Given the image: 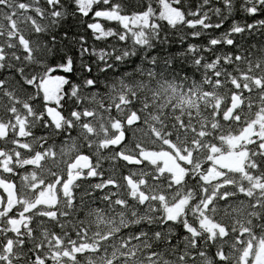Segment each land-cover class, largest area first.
Segmentation results:
<instances>
[{
	"label": "trees",
	"instance_id": "trees-1",
	"mask_svg": "<svg viewBox=\"0 0 264 264\" xmlns=\"http://www.w3.org/2000/svg\"><path fill=\"white\" fill-rule=\"evenodd\" d=\"M92 2L95 3V0H92ZM118 2L125 6L124 11L127 13L141 12L146 5L148 10L144 16L147 17V23H136V27L133 30L138 33L147 32L148 38L155 43V29L148 26V21L159 23L163 29L159 39L161 44H163L165 40L164 33L168 34L166 39L170 51L181 48L186 43L203 44L208 36H216L214 30L208 31L199 25L196 28H188L184 22H181L182 18L185 22L187 19H192L195 22L197 17L190 15L189 10L195 9L199 5L201 15L210 18V20L205 21L207 23L215 24L224 21L225 27H229L234 26L232 21H236L238 25L245 26V32L236 37V39L243 42L245 37H247V42L243 44V47L246 52L251 51V57L241 59V61L233 65L231 76L223 74L224 80L219 87L211 89V96H201L197 92L199 99L193 97L191 102L184 107L177 104L176 108L179 111L163 113L162 122L155 124V132L152 130L153 122L151 120L140 128H128L129 138L119 151L139 158L141 165L136 167L127 166L118 159L115 149L110 148L100 151L97 148V144L100 140L107 141L111 139L113 128L118 129L119 127V125L113 124V121L125 119L130 111L129 108L126 105L116 108L115 105L118 103L116 99L117 93L106 89L99 83L97 84L98 91L93 92L86 89L80 81H77L80 87L76 95H65L63 90L65 82L63 79L55 75H48L44 67L37 66L36 60H33L31 64L27 63L21 52L22 44L19 42V38L23 37L24 40L31 42L34 56L39 57L42 55V53L36 52V45L41 39H47L46 36H43V28L49 25L51 10L48 8L46 0H5L6 6L0 5V46H3L4 53V60L0 61V63L3 64L4 71L8 73L5 76L6 88L13 95L10 97L0 91V121L4 122L0 125V128L11 134L3 142L2 147L15 160V164L28 163L24 158L28 153L23 151L20 145L27 144L35 150L36 141L25 139V128L31 127V124L34 123L30 119L33 110H46L53 121L59 122L60 112L58 109H61L65 116H68L69 111L77 107V102L79 101L78 107L80 109H88L94 113L89 120L95 131V135L90 138L93 148L88 149L85 147V151L93 153L94 159H99L100 171L103 172L104 176L117 181L119 187L115 189V192L121 198H126L129 190L125 180L121 177L127 175L132 180L141 178L144 174L142 158H144L145 153L148 152L154 155L181 154L187 148L188 152L183 156L191 158L190 165L186 167L190 177H202L201 175L212 173V169L218 172V177L214 179L207 178L209 182L204 183V180L201 181L200 179L189 178L185 180L184 175L181 179L183 183H178L175 187L169 186L166 175L158 183L150 181L155 189L149 187L148 192L150 196L157 198L154 201L150 200V203L144 209H140V206L135 203L125 209V211L137 209L138 215L141 212L147 213L152 217L150 221L152 228L162 229L158 244L151 236L144 243L151 242L154 250L162 249L168 264H264V208L259 206L264 204V180L259 179L264 177V150L261 147L260 139L255 136L244 139L237 148L232 149L229 146L231 139L239 136L246 127L254 124L261 114L264 113V87L259 86L261 82H264V53L261 52V48L264 46V26L259 24V21L264 20V5L259 6L260 11L255 16H250L248 15V8L256 7L257 0H231L232 7L227 12L223 10V5L219 3V0H118ZM162 5L170 6L178 13L179 17L170 21L163 18L160 13ZM217 6L221 8L219 15L215 11ZM40 12L43 13V18L40 17ZM135 18L140 20L142 17ZM165 21H167V25ZM254 21L256 22L255 26L249 32L246 25ZM83 23V19L79 17L77 20L69 21L70 26L77 28L78 34L82 33L86 37L90 50L95 45L97 49V64L99 63V58L103 57L113 64L116 69L115 74H118L123 69L116 65L112 59L114 54H119V52L114 53L113 50L120 49L122 51L125 46L130 47L131 45H122L115 38L93 41L88 32L83 29ZM168 25H175V27L172 28ZM129 27L132 28L133 25L129 24ZM37 28L41 30L40 35H37ZM194 31L202 33L199 41L191 39L190 33ZM252 42H255L257 47L250 50L248 49V44ZM9 44L12 47H9ZM66 50L72 51L75 57L73 49L68 48ZM105 52H107L106 56ZM246 52L242 53V55H246ZM16 55H20L21 59L16 60ZM92 60L93 57L91 55L78 60V68L80 64ZM257 64L259 65L258 67ZM21 66H23V76L31 77L35 75L36 77V82L30 88L24 86L21 76L17 75L16 69ZM75 75L79 76V71ZM107 78V74H96L98 81L107 80ZM229 80H236L240 85L235 95L241 98V106L229 120H225L224 113L229 106L234 91V85L228 83ZM43 86L50 88L52 93L47 95L43 90ZM245 86L251 91H246ZM177 95H179L178 92ZM44 101L49 102L47 108L44 106ZM28 104L32 105L31 109L27 107ZM110 107L111 111L109 110ZM10 108H14L11 114L9 112ZM217 111L221 113L220 116L215 115ZM237 115L239 116L238 121L236 119ZM26 117H29L27 124L25 123ZM141 118L142 120L145 119L143 110H141ZM180 120L184 121L183 125L180 124ZM77 127H79L78 124ZM105 129H108L107 134H105ZM36 130L40 131L39 128ZM47 131L50 141L59 144L60 140L63 139V136L57 137L51 129ZM201 131L206 133V135H197ZM168 132H171L174 138L172 144L166 143L169 139L167 136ZM156 134L159 135L157 136ZM17 137L21 138L20 145L16 144ZM194 141L196 143H193ZM79 143H85V141L82 139ZM10 148L12 149L10 150ZM15 150L20 151L19 159L14 155L16 154ZM232 151L241 152L244 155L240 168L223 170L212 163L214 156L217 157ZM65 160L66 157H60L59 154L57 162L46 160L42 168L38 170L39 175L37 178H43L47 182L52 179L51 173L53 171L57 175L61 174L65 169ZM10 163L9 160L4 165L0 164V167L6 169ZM33 163L35 162L33 161ZM209 167L211 168L210 170L208 169ZM197 170L200 171L201 175L197 173ZM29 183H32L31 176H29ZM87 183V181L81 183V194L87 190ZM241 189L250 193L251 198L241 197L240 195L232 196V193H238ZM48 190L49 188L42 192L39 190L33 191L28 184L17 183V191L23 198L24 208H31L34 204H40L41 208L34 209L31 213L27 211L24 213V215H31L33 218L31 221L33 228L31 234L23 227L24 224L29 223L23 216L20 220L11 222H5L0 219V258H3L5 264H44V257H50L51 264H57V261L61 260L63 250L55 247V241L50 239L52 232L55 231L60 235L61 240H67L70 238V234L80 227V221L73 213L70 219L59 220L58 222L64 226L56 228L52 221L36 215L37 211H51L50 208L44 207V205L54 203L56 194L53 193V190L48 193ZM225 191L229 192L230 203L234 210L230 213H225L220 208L221 202L214 199L213 205L215 207L208 208L206 212L208 219H204V207L200 201L206 200L213 195L218 197ZM161 193H163V198L159 199ZM42 195L45 196L44 201H40ZM99 196V192L95 194V197L85 196L83 206L88 208L93 203V199H95V204L104 208L108 214L105 219L121 211L116 209L115 205L109 208L108 203L100 200ZM180 200L185 202L177 215L180 216L181 221H184L183 210L186 209L187 222L190 225L191 234L176 241L175 245L170 246L165 241L167 233L173 229L171 226L160 224L159 219H157L160 211H152V207L155 204L158 210L163 209L166 212L171 205ZM193 201L196 203H193ZM257 202V208L252 209L251 205ZM16 203L18 202L15 200L14 204ZM12 205L7 206L5 211L11 208ZM64 207V199L61 196L58 210ZM113 209H115V213ZM197 209H199V213ZM212 220H215L216 223H212ZM84 222L90 236L97 231L104 233L110 230L105 224L98 222L91 215L84 216ZM194 224L197 226L192 228L191 226ZM220 225L223 227H219ZM9 228H19L20 234L14 235L9 232L5 236L4 233ZM225 228L228 230L226 235L224 233ZM176 231L179 232V229L177 228ZM65 233L68 235H65ZM21 238L24 240L23 247L20 246ZM196 239L199 240V244L194 249L193 240ZM5 241L10 242L5 246ZM67 247L68 245L65 243L63 248ZM213 249H215V256H220L221 250L223 251L222 261L218 262L215 259ZM144 250L146 251L147 249ZM201 250H203L205 255L201 256L199 254ZM57 252L61 253V256H57L55 254ZM33 254L40 256L41 259L32 260ZM181 255L184 259L179 258ZM141 259H143V256H141ZM62 264H70V262L62 261ZM97 264H102V258L97 260Z\"/></svg>",
	"mask_w": 264,
	"mask_h": 264
},
{
	"label": "snow or ice",
	"instance_id": "snow-or-ice-1",
	"mask_svg": "<svg viewBox=\"0 0 264 264\" xmlns=\"http://www.w3.org/2000/svg\"><path fill=\"white\" fill-rule=\"evenodd\" d=\"M46 3L51 10L49 25L43 28V36H46L47 39H41L36 45V52L42 53V55L39 57L34 56L31 42L21 37L19 42L22 44L21 52L24 60L29 64L36 60L37 66L44 67L48 75H55L63 79L65 82L63 86L65 95H76L80 87L77 81H80L86 89L93 92L98 91V83L106 89L116 92L118 103H116L115 107L120 108L121 105H126L130 111L125 119L113 121V124L119 125L118 129L113 128L110 140L98 141L97 148L100 151L110 148L115 149L116 156L126 160L129 164H138L140 160L137 157L128 158L123 152L119 151L129 138L128 128H140L151 120L153 122L152 130L155 132V124L162 122L163 113L179 111L176 105L179 104L184 107L191 102L193 97L199 99L197 92L201 96H211V89L219 87L224 80L223 74L231 76L233 65L237 64L241 59L251 57V51L246 52L243 47V44L247 42V37H245L243 42L236 39V37L245 32V26L238 25L236 21H232L234 26L229 27H225L224 21L215 24L207 23L205 21L210 20V18L201 15L199 5L195 9L189 10L190 15L197 17L195 22L192 19H187L185 22L183 18L181 22H184L188 28H196L199 25L208 31L214 30L216 36H208L203 44L186 43L183 47L170 51L166 39L168 34L164 33L165 40L163 44H161L159 39L163 32L159 23L148 21V26L155 29V43L148 38L147 32L138 33L133 30L136 27L135 17H143L145 15L148 10L146 5L141 12L127 13L124 11L125 6L119 3L118 0H95V3L92 0H46ZM219 3L223 5L225 12L232 7L231 0H219ZM0 5H5V0H0ZM260 5H264V0H257L256 7H249L248 15L255 16L260 11ZM215 11L219 15L221 8L217 6ZM39 15L43 18L42 12ZM78 17L83 19V29L88 32L93 41L115 38L122 45H131L130 47L125 46L122 51L120 49L113 50L114 53L119 52V54H114L112 59L116 65L123 69L122 71L115 74L116 69L113 64L103 57L99 58V63L97 64V49L95 45L90 50L86 37L82 33L78 34L77 28L69 25L70 20H77ZM129 23L133 25L132 28L129 27ZM255 23L254 21L246 25L249 32L252 31ZM165 24L167 25V21H165ZM259 24L264 26V20L259 21ZM168 26L175 27V25ZM36 32L37 35L41 34L39 28L36 29ZM57 33L59 34L58 36ZM201 35L200 31L190 33L193 41H199ZM58 45L59 47H57ZM8 46L12 47L11 44ZM256 47L255 42L248 44V49L250 50ZM68 48L75 51V57L72 51L66 50ZM245 52L246 55H242ZM261 52L264 53V46H262ZM89 55L93 57V60L80 64L78 68V60H82ZM106 55L107 52H105ZM15 59L20 60L21 56L16 55ZM3 60V46H0V61ZM16 71L17 75L21 76L24 86L30 88L36 82L35 75L31 77L22 75L23 66L17 68ZM77 71L80 73L79 76L75 75ZM97 73L107 74V80L98 81L96 79ZM7 74L4 71L3 64L0 63V91L11 97L13 93L8 92L6 88L5 76ZM228 83L234 85L233 95H235L236 90L240 87L238 81L229 80ZM259 86L264 87V82H261ZM245 90L251 91L246 86ZM177 92L179 95H177ZM43 103L45 108L49 106L48 101ZM78 104L79 101L77 102V107L69 111L68 116H65L61 109H58L60 112L59 122L53 121L46 110H33L30 119L34 123L31 124V127L25 128V139L36 141L35 150L27 144L20 145V137H17L16 140V144L20 145V148L28 153L24 157L28 163L15 164V160L10 156L9 160L11 163L9 166L6 169L0 167V180H3L5 184L12 185L13 195L18 202L5 211L8 203V193L4 191L3 187H0V214H2L0 219L5 222H11L20 220L23 216L24 219L29 221L23 227L31 234L33 231L31 223L33 218L31 215H24V213L25 211L31 213L34 209L41 208V205L34 204L31 208L25 209L23 198L17 191V183L28 184L33 191L39 190L42 192L46 188H52L53 193L56 194L55 202L51 205H44V207L50 208L51 211H37L36 215L52 221L56 228L64 226L58 222L59 220H68L73 216V213L80 221V227L76 228L67 240H61L60 235L55 231L52 232L50 239L55 241V247L63 250L62 256L59 252L55 253L57 256H61V260L57 261V264H62V261H69L70 264H97V260L101 258L102 264H145V262L146 264H168L162 249L154 250L151 242L144 243L151 236L158 244L162 229L152 228L150 223L152 217L145 212H141L138 215L137 209L125 211L133 203L139 205L140 209L146 208L150 203L148 193L144 189L148 180L140 179L135 185H126L129 189L126 198L117 196L115 192V189L119 187L117 181L104 176L103 172L100 171L99 159H94L93 153L85 151V147L88 149L93 148L90 138L95 135V131L89 120L94 113L88 109H80ZM27 107L31 109L32 105L28 104ZM109 110L111 111V107ZM141 110H143L145 115L143 120L141 118ZM12 111H14V108L9 109L10 114ZM233 111L235 112V110ZM215 115L220 116L221 113L217 111ZM236 119L237 121L239 120L238 115ZM28 121L29 117H26L25 123L27 124ZM3 123V121H0V125ZM77 124L79 127H77ZM180 124L183 125L184 121L180 120ZM37 128L40 131H37ZM48 129H51L57 137L63 136L59 144L50 141ZM192 130L196 131L195 129ZM104 131L107 134L108 129ZM10 135V133L6 132L4 138H8ZM156 135L158 136L159 134ZM197 135L204 136L206 133L201 131ZM167 136L169 139L166 143L172 144L174 138L171 132H168ZM82 139L85 143H79ZM193 143L196 142L194 141ZM187 152L188 149L185 148L181 155ZM58 154L60 157H66L65 169L62 173L57 175L53 171L51 173L52 179L47 182L43 178L38 179V170L42 168L44 162L46 160L57 162ZM2 155L3 149H0V156ZM15 155L19 158L20 151H17ZM81 159L86 161L83 166L77 164V161ZM29 176H31L32 183H29ZM168 177L170 187H175L177 183H183V181H172L171 173H168ZM121 178L124 180L131 179L127 175ZM189 178L203 180V177H190L186 168L184 179L187 180ZM152 179L159 180L160 177L154 175ZM259 179L264 180V177ZM84 181L88 182L87 190L81 194L80 187ZM97 192L100 193L99 199L108 203L109 208L115 205V208L121 211L115 213V209H113L115 214L105 219L108 214L104 208L95 204V199H93V203L88 208H85L83 206L84 197H95ZM235 195L251 198V194L243 189L238 193H232V196ZM61 196H63L65 207L58 210ZM161 196H163V193H161ZM155 199V196L151 197L152 201ZM214 199L221 202L220 208L225 213H230L234 210L230 203L229 192L225 191L218 197L213 195L206 200L200 201L204 207V219H208L206 216L208 208L215 207L213 205ZM193 203L196 202L193 201ZM257 206L258 202L251 205L252 209H256ZM259 206L264 208V204ZM152 211H160V215L157 217L160 224L171 226L173 229L167 233L166 244L173 246L176 241L191 234L190 225L187 222L186 209L183 210L184 221L180 220L179 215L174 218L169 217L163 209L158 210L155 204H153ZM197 212L199 213V209H197ZM88 215L105 224L110 230L104 233L97 231L90 236L84 222V216ZM212 223H216L215 220H212ZM196 226L194 224L191 227L195 228ZM219 227L223 226L220 225ZM177 228L179 232L176 231ZM227 231L225 228V235ZM9 232L14 235L20 234L19 228H9L4 235L7 236ZM65 235L68 234L65 233ZM8 242L10 241L4 242L5 246ZM65 243L68 245L67 248H63ZM198 244V239L193 240L194 249ZM20 246H24L22 238ZM144 249L147 250L145 251ZM199 254L201 256L205 255L203 250ZM213 255L215 256V249H213ZM141 256H143V259H141ZM179 258L184 259L182 255ZM40 259V256L33 254L32 260ZM215 259L218 262L222 261V250L220 256H215ZM43 261L44 264H51L50 257H44ZM0 264H5L3 258H0Z\"/></svg>",
	"mask_w": 264,
	"mask_h": 264
},
{
	"label": "rangeland",
	"instance_id": "rangeland-1",
	"mask_svg": "<svg viewBox=\"0 0 264 264\" xmlns=\"http://www.w3.org/2000/svg\"><path fill=\"white\" fill-rule=\"evenodd\" d=\"M161 16L167 20H173V18L179 17L178 13L173 10L170 6L168 5H162L161 7ZM136 23H141V24H146L147 23V17L144 16L138 20L135 18ZM131 24V23H129ZM132 25V24H131ZM44 92L49 95L52 93L50 88H47L46 86H43ZM250 136H255L261 141V147L264 150V113L261 114V116L256 120V122L252 125H249L244 129V131L237 137L231 139L229 141V146L230 148L234 149L237 148L240 142H242L244 139L250 137ZM162 155V154H160ZM164 155V154H163ZM167 159V164L173 165L175 163V158L171 157L169 154H166L164 156ZM244 155L241 152H230V153H224L223 156H217L213 157V164L215 166L219 167H226L227 169H238L241 167V162L243 159ZM159 159L163 160V158ZM164 161V160H163ZM165 166V165H164ZM216 169V168H215ZM216 171V170H215ZM215 177H218V172L216 173H210L208 178L209 179H214ZM52 188H49L48 193H51ZM45 196L42 195L40 197V201H44ZM181 209V203L179 204H174L171 205L167 211L166 214L169 217H176L177 214L179 213Z\"/></svg>",
	"mask_w": 264,
	"mask_h": 264
},
{
	"label": "flooded vegetation",
	"instance_id": "flooded-vegetation-1",
	"mask_svg": "<svg viewBox=\"0 0 264 264\" xmlns=\"http://www.w3.org/2000/svg\"><path fill=\"white\" fill-rule=\"evenodd\" d=\"M5 133L6 132L2 128H0V149H3V151L5 152L4 157L2 159H0V164L1 165H4L6 162H8L9 161V157H10L9 154H8V151L5 150L2 147L3 142H5L8 139V138H4L5 137ZM165 155L166 154H164V155L163 154L162 155H154V154H150L148 152L145 153V155L143 156L144 158H142V164L144 166L142 170H143V173L145 175L143 174L141 176V178H139V179L138 178H134V181L136 183L140 179H147L148 180V183H147V185L144 186V189H145V191H147L150 200H151L152 196H150V193L148 192L149 191L148 188L151 187V189L152 188L155 189L154 185L151 184L150 181L158 183L160 179L162 181V177L163 176L166 175L168 177V173H171V180L175 181V182H180L182 177L185 175L186 167L189 166V165H186L184 163H181V162L177 161V156L181 155V154H169L171 157L175 158V163L173 165H170V164L168 165L167 164L168 163L167 159L164 157ZM221 156H223V155H220V157ZM159 157L163 158L164 161L159 159ZM183 157L191 159L189 156H183ZM182 165H184V166H182ZM220 168L223 169V170H227L226 167H220ZM208 169L210 170L211 168L209 167ZM197 173H199V175H201L199 170H197ZM212 173H216V171L214 169H212ZM209 174L210 173H208L206 175H201L203 177L204 183H208L209 182V181H207V178H208ZM154 175L159 176L160 179L159 180L152 179V177ZM168 180H169V177H168ZM8 185L9 184L3 183V180H0V187H3V189H4V187H6ZM162 198H163L162 196H159V199H162ZM15 200H16V198L14 197L13 193H8L7 206H11L12 204H14ZM184 202H185L184 200H180V201L176 202L175 204L181 203V209H182V207L184 205ZM181 209H180V211H181Z\"/></svg>",
	"mask_w": 264,
	"mask_h": 264
},
{
	"label": "water",
	"instance_id": "water-1",
	"mask_svg": "<svg viewBox=\"0 0 264 264\" xmlns=\"http://www.w3.org/2000/svg\"><path fill=\"white\" fill-rule=\"evenodd\" d=\"M240 106H241V100H240L239 97H237L236 95H233V96L231 97V100H230L229 106H228L226 112L224 113V118H225L226 120H229V119L231 118L232 114L234 113L233 110H237ZM133 119H134V117H133ZM117 139H119V137H117ZM113 143H114V141H113ZM4 154H5V152L3 151V155L0 156V159H2V158L4 157ZM125 156L128 157V158L134 157V156L126 155V154H125ZM117 157H118V156H117ZM118 159H120V160H121L123 163H125L127 166H140V165H141V160H140L139 158H138V159L140 160V163H138V164H129V163L126 162V160H122V159L119 158V157H118ZM177 161H179V162H181V163H184V164H186V165H190V163H189V162H190V159L185 158V157H183V156H181V155H178V156H177ZM85 163H86V161H84L83 159L77 161V164H79V165H81V166H83ZM125 183H126V185H128V184L135 185V184H136V182H135L134 180H132V179H130V180H125ZM4 190H5V192H7V193H13L12 186H6V187H4Z\"/></svg>",
	"mask_w": 264,
	"mask_h": 264
},
{
	"label": "bare ground",
	"instance_id": "bare-ground-1",
	"mask_svg": "<svg viewBox=\"0 0 264 264\" xmlns=\"http://www.w3.org/2000/svg\"><path fill=\"white\" fill-rule=\"evenodd\" d=\"M237 97H239L238 95H236ZM239 99L241 100V98L239 97ZM227 110V109H226ZM236 111V110H235ZM226 112V111H225ZM234 114V113H233ZM233 114H232V116H233ZM231 116V117H232ZM225 119V118H224ZM226 120V119H225ZM12 148H10V150H11ZM16 151V150H15ZM17 152V151H16ZM10 153V152H9ZM15 155V154H14ZM11 156V155H10ZM14 158V157H13ZM19 159V158H18ZM18 159H16V160H18ZM9 162V161H8ZM132 167H136V166H132ZM8 186H12L11 184H9ZM17 201V200H16Z\"/></svg>",
	"mask_w": 264,
	"mask_h": 264
}]
</instances>
